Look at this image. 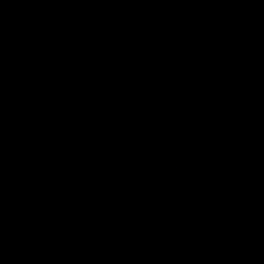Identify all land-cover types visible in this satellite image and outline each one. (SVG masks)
Segmentation results:
<instances>
[{
    "label": "water",
    "instance_id": "1",
    "mask_svg": "<svg viewBox=\"0 0 264 264\" xmlns=\"http://www.w3.org/2000/svg\"><path fill=\"white\" fill-rule=\"evenodd\" d=\"M0 264H264V0H0Z\"/></svg>",
    "mask_w": 264,
    "mask_h": 264
}]
</instances>
